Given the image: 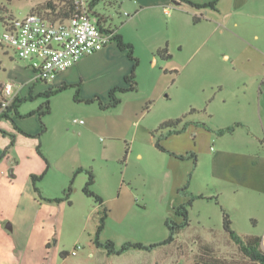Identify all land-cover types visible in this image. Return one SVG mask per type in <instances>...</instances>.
Segmentation results:
<instances>
[{
    "label": "rangeland",
    "instance_id": "374dc122",
    "mask_svg": "<svg viewBox=\"0 0 264 264\" xmlns=\"http://www.w3.org/2000/svg\"><path fill=\"white\" fill-rule=\"evenodd\" d=\"M45 1L0 0V16H23ZM120 2L118 0L112 5L109 0H100L95 4L94 12L104 15L107 23L116 26L123 41L132 45L136 61L128 56V49L119 48L114 39L104 47H114L107 55L94 57L92 53L88 58L87 55L81 58L88 63L93 62L90 76L99 78L100 87L103 82L113 83L109 89L126 86L125 76L134 68L135 89L119 93L121 101L115 107L101 109L96 99L88 102L79 97L78 84L66 83L64 90L50 97V112L40 116L37 108L45 100L42 92L55 87L49 85L50 81L35 80V73L26 66V60L18 58L10 48L0 46V99L3 85L7 82L13 84L14 95L18 94L20 98L32 96L19 105V116L14 117L18 128L9 119L1 118L0 121L8 120L17 132L20 126L36 129L34 135L31 132L21 135L29 141H36L35 153L44 160L37 151L39 146L49 162L47 169L45 165L43 178L37 183L39 200L63 197L62 185L56 176L65 157L79 154L83 158H94V164H99L96 170L93 169L99 185L95 184L93 190L102 196L108 210L104 228L99 234L101 241L111 239L120 246L126 241L153 243L164 240L168 235L164 224L166 216L177 219L172 208L188 198L179 191L186 183L193 194L212 198L193 200L188 207V226L180 230L171 243L150 251L130 249L108 255L93 242L97 204L78 189L69 197L71 204L67 200L50 202L49 222L43 229L38 225L32 240L34 261L28 263L21 255L19 264H192L207 248L218 258L243 261L237 245L222 227L220 206L233 214L232 228L237 233L263 235L264 196L250 203L242 202L235 210L228 207L230 192L220 187V180L210 176L209 163L202 152L199 154L196 150L202 135H210L209 131L199 128L194 149L181 153H176V149L184 145L176 137L192 139L195 133L192 125L187 124L182 132L161 140L162 146L175 154H184L187 150L196 152L198 160L194 165L191 157L178 159L157 149L155 137L152 136L153 142L149 141L150 133L145 128L154 130L162 121L176 118H182L176 128L190 120H200L211 128L240 121L244 116L242 107L258 97V81H264V59L234 36L225 31L221 33L222 26L208 19L203 11L194 13L201 16V20L193 22L194 14L175 11L174 3L156 7L146 5L152 0ZM91 17L95 18V15ZM216 25L219 30H214ZM165 44L170 57L163 59L156 50ZM262 60L261 68L254 65L261 64ZM103 88L97 93L102 100L105 96ZM41 123L45 126L44 131ZM89 124L96 125L95 136L78 134L80 127ZM107 127L109 132L105 130ZM235 130L237 134L246 133L243 127ZM212 135L218 137L215 132ZM110 137L114 138L118 154L120 151L122 154L120 159L110 158L105 162L102 144ZM229 137L225 134L221 139ZM13 145L9 137V143L0 156L9 159L8 156H12L9 149ZM167 146L175 150L171 151ZM211 146L216 147L215 144ZM258 146L260 153L264 154L260 144L254 143L250 150H257ZM126 148L127 157L130 155L128 164L124 162ZM139 151L143 154L142 159L136 156ZM51 161L56 166H51ZM262 164L264 167V162ZM124 172L132 182L131 190L122 191L118 197V191L106 180ZM259 181V188H264L262 179ZM89 210L92 211L88 213ZM87 214H91L90 219H86ZM41 234L45 235V242L39 241ZM77 244L81 248L75 255L69 254L66 259L60 255L62 251L70 252Z\"/></svg>",
    "mask_w": 264,
    "mask_h": 264
},
{
    "label": "crops",
    "instance_id": "0c3cea01",
    "mask_svg": "<svg viewBox=\"0 0 264 264\" xmlns=\"http://www.w3.org/2000/svg\"><path fill=\"white\" fill-rule=\"evenodd\" d=\"M114 1L118 3V0ZM122 1L123 0H121V2ZM189 1L202 4L211 0ZM166 3H174L175 5L172 7L178 12L191 14L199 12L201 14L200 11H203L208 19L222 26V30H219L217 25L214 27V30H219L221 33L225 31L229 35L234 36L242 45L252 48L257 55L264 59V0H217L214 9L206 7L209 8L207 12L206 8H193L183 0H152V2L146 5L161 7ZM110 49L113 50L114 47H110L109 45L92 55L94 57L105 56ZM92 55L90 54L89 56ZM82 58L72 66L58 72L56 76L50 80L49 85L51 87H58L66 83L78 84L79 97L89 102L92 101V99L99 98V96H97L99 94L97 93L100 88L104 87L103 92L105 96L104 99L101 100L105 101L108 93L106 90L109 89L113 83L103 82L101 78L103 86L100 87L99 78L96 77L92 79L90 76V67L93 62L88 63L86 59L82 60ZM254 65L261 68L263 60L261 64ZM26 66L31 67L29 62H26ZM257 93L258 97L256 101L242 107L244 116L238 121L241 125L236 126L246 128V133L244 135L237 134L235 127L232 132L225 133L230 136V139L225 140L221 139L225 134H217L218 137H214V135H212L214 131H209L211 134L202 135L200 146L196 149L199 154L202 152L205 157L204 159L209 163L210 176H214L220 180V187L226 189L228 193L230 192V206L228 207H232L234 210L238 204H242V202L246 203L248 201V203H250L252 200L259 199L261 195L264 196V188H259L261 185L259 179H262V182H264V167L262 164L264 162V154L260 153L259 146L257 150H250V147L254 146V143H256L260 144L264 151V81H258ZM198 121L202 122L200 120L188 121L195 131L192 135V139L182 136L176 137V140L182 142L184 145L176 149V153H181L186 149H194L196 145L195 139L200 134L199 128L204 129L193 123ZM229 125L232 124L218 125L212 129L223 128ZM0 127L9 134L14 135V145L9 149V152L12 153V156H8L10 160L4 158V155L0 156V264H19L21 255L25 261L27 260V262L30 263V261H34V243H32V240L38 225L43 229L49 222L51 216L50 202H52L39 200L33 190L30 175L40 174L45 171L46 163L35 153L34 149L37 142L29 141V139L21 135L23 132H31L34 135L36 129L30 130L20 126L19 132H17L12 128L8 120L0 121ZM96 128V125H85L80 127L78 134L90 133L95 136L97 133ZM105 130L109 132V127L105 128ZM145 130L147 133H150L148 140L153 142V130H149V128H145ZM9 134L0 135V155L2 150L6 148L9 143ZM113 139L114 138L110 137L107 142L102 144L105 162L110 158L120 159L121 157L122 151L119 150L120 154H118L116 146L113 144ZM132 141H134V139H132ZM214 144L216 147L211 146ZM170 149L171 151L175 150L174 148ZM127 152L126 148L124 162L128 164L130 155L127 157ZM136 156L139 159L143 158L141 151L136 153ZM169 156L171 155L169 154ZM88 157L83 158V156L79 154L65 157L64 162L61 163L58 169L56 180L61 183L62 191L67 187L69 182L72 181L68 198L62 199L67 200L69 204H71L69 200L71 193L78 189L82 190L87 178L84 171L78 172L81 174L79 175L78 173H74L75 170L79 167L96 170L99 165L94 164V158ZM12 161L14 164H12ZM50 164L53 167L56 166L52 161ZM124 166L127 168V165ZM7 169L9 170L8 175L6 174ZM97 182L98 180L95 179L93 187L95 184L99 185ZM106 182L109 186L118 191V197L122 194V191L126 192V190H131L130 185L132 182L126 176L125 172L118 177L113 176L111 179H107ZM102 205H104V199ZM91 211L92 210H89L88 213ZM90 217L91 214H87L86 219H90ZM230 217L233 225L234 218L232 213H230ZM46 218L48 221H46ZM6 221L11 222L7 223ZM7 225H10V228H8ZM12 231H14L13 235H11ZM259 236L262 238V246L264 248V234ZM39 241H46L44 234L40 235ZM30 253H32V255H30ZM68 255L67 252V254L62 257L66 259Z\"/></svg>",
    "mask_w": 264,
    "mask_h": 264
},
{
    "label": "trees",
    "instance_id": "16d2710c",
    "mask_svg": "<svg viewBox=\"0 0 264 264\" xmlns=\"http://www.w3.org/2000/svg\"><path fill=\"white\" fill-rule=\"evenodd\" d=\"M90 5L94 6L96 3H98L100 0H89ZM104 1V0H103ZM182 1V0H179ZM184 2H187L190 6L193 8H206L210 7L212 9L215 8L217 0H211L207 3L197 4L193 3L189 0H183ZM116 1L109 0V4L114 5ZM74 11V4L72 0H46L44 3H39L36 6H34L31 11L28 13H37L43 17L44 20L50 23L55 22H61L64 20H67L71 14ZM96 17L98 18V22L101 20V17L99 13L95 12ZM11 14L7 15H1L0 16V22L4 26L7 24V21L11 18H13ZM201 20V16L193 15L192 21L198 22ZM100 23V22H99ZM114 29V37L113 39L117 41V44L119 48H127L128 49V56L131 59H134L132 55V45L125 43L122 39V36L117 32L116 26H113ZM156 54L160 56L163 59L169 58L170 54L167 49V45L165 44L163 47H159L156 50ZM136 61V59H134ZM124 81L126 82V86H115L111 88L108 93L105 101H102L100 98H96V100L99 103V106L101 109H108L115 107L118 105L121 101L119 97V93L125 92L127 90H133L135 89V81H134V68H132V71L129 75L125 76ZM67 87V84H62L55 88H48L42 92V94L45 97V100L43 104H41L38 108V114L45 115L50 112V97L62 90H64ZM1 99H0V120L1 118H6L11 120L15 128H18V126L15 123L14 117L19 116V105L22 102V100L25 99H31V94L27 95L26 97L20 98L18 95H14L13 98L6 104V106L2 107V102L6 100V98L3 95V89L1 93ZM89 102V101H88ZM193 109H191L190 112H192ZM184 117V116H183ZM182 121V118H176V119H169L162 121L153 131L152 134L155 137V147L161 151L167 152L168 154H172L177 158L183 159L187 157H191L193 159V164L195 165L197 158L196 154L191 150L187 151L184 154H175L173 152H170L169 150L165 149L162 144L161 140L177 134L179 132H182L184 128L187 126V124H190L189 122H186L184 126L181 128H176V125H178ZM196 126H201L204 129L208 131H214L218 135H223L225 133H230L234 130L236 126L241 125V123L236 122L232 125L218 128V129H212L209 125L205 124L204 122H193ZM42 131L45 130V126L43 123H41ZM25 133V132H24ZM0 134L5 135L9 134L7 131H5L3 128L0 127ZM10 138L12 139V142H14V135L9 134ZM38 153L42 156L46 163V169L48 168V162L47 159L44 157V155L41 152L40 147H37ZM45 169V170H46ZM80 171H84L87 178L84 183V186L82 187V192L86 196H89L93 199V201L97 204L96 213H97V224L95 228L94 233V239L93 242L97 247L103 248L106 254L113 255V254H121L124 253L130 249H137V250H145L150 251L153 250L155 247L162 245V244H169L172 241H174L177 233L188 226L189 224V218H188V207L192 204L193 200L197 198H212L207 197L202 194H193L190 192L187 187L188 183H186L182 188L179 189V191L183 194L188 196L187 200L184 202H181L180 204L174 206L172 208L174 215L177 217V219H174L172 216L168 215L166 216L164 220V224L168 230L167 237L160 241V242H153V243H143V242H130L126 241L122 243L120 246H116L113 240L107 239L105 241L99 240V234L104 228L105 219L107 217V208L102 205L103 199L102 197L96 193L93 190V184L95 182V175L93 173V170L91 168H77L74 173H78ZM43 171L40 174H31L30 179L32 183L33 190L35 193H39V188L37 186V183L42 179L44 175ZM71 184L72 181L69 182L67 187L63 190V197H54V198H44L47 201H61L62 199L68 198L71 190ZM215 202H217V197H215ZM222 211V227L225 230V232L228 234V236L235 242L237 245V248L242 255L243 261H237V260H228L226 258H218L217 256H213L210 252V250L207 248L206 250H203L200 255H198V258H195L192 264H264V248L262 246V238L259 235L254 234H245L241 235L237 233L232 228V221L230 214L222 207L220 206ZM67 252L62 251L60 252V255H66Z\"/></svg>",
    "mask_w": 264,
    "mask_h": 264
},
{
    "label": "built area",
    "instance_id": "2783aa9c",
    "mask_svg": "<svg viewBox=\"0 0 264 264\" xmlns=\"http://www.w3.org/2000/svg\"><path fill=\"white\" fill-rule=\"evenodd\" d=\"M74 11L64 21L50 23L37 13L14 16L2 25L0 46L12 49L14 54L29 62L35 73V80L50 81L56 74L73 64L82 56L95 53L105 47L114 37L113 26L106 17L94 12L89 0H72ZM95 15L92 18L91 15ZM13 84L3 85L6 98L2 107L13 98ZM76 122V120H75ZM82 123V120H79ZM79 244L68 252L75 255Z\"/></svg>",
    "mask_w": 264,
    "mask_h": 264
},
{
    "label": "water",
    "instance_id": "95a60500",
    "mask_svg": "<svg viewBox=\"0 0 264 264\" xmlns=\"http://www.w3.org/2000/svg\"><path fill=\"white\" fill-rule=\"evenodd\" d=\"M8 228H10V225H7Z\"/></svg>",
    "mask_w": 264,
    "mask_h": 264
}]
</instances>
